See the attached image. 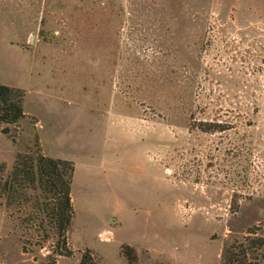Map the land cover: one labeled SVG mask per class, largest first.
Masks as SVG:
<instances>
[{
    "label": "rangeland",
    "instance_id": "rangeland-1",
    "mask_svg": "<svg viewBox=\"0 0 264 264\" xmlns=\"http://www.w3.org/2000/svg\"><path fill=\"white\" fill-rule=\"evenodd\" d=\"M127 9L130 41L119 48L124 90L114 104L127 130L111 122L112 113L92 118V94L65 116L55 112L57 99L52 104L36 90L43 63L32 42L65 39L44 23L38 31L0 13V83L26 91L27 114L16 145L0 127V164L9 173L36 134L47 156L75 163L69 236L99 264H129L124 243L137 249L138 264H224L235 239L264 225V201L246 204L264 170L254 128L264 123V0H130ZM58 49L52 45L49 57ZM62 49L75 53L69 43ZM83 60L46 64L56 74L54 90L77 80L93 86L92 63ZM10 213L0 207V264H48V245L22 252L25 232ZM79 261L77 253L57 264Z\"/></svg>",
    "mask_w": 264,
    "mask_h": 264
},
{
    "label": "trees",
    "instance_id": "trees-1",
    "mask_svg": "<svg viewBox=\"0 0 264 264\" xmlns=\"http://www.w3.org/2000/svg\"><path fill=\"white\" fill-rule=\"evenodd\" d=\"M25 98L24 89L0 83L1 133L14 145L19 139V125L27 119ZM31 120L37 128V118L31 117ZM230 128L212 131L224 132ZM35 139L33 147L17 153L9 173L6 164H0V207L11 211L9 217L18 220L25 232L22 252L33 254L35 248L44 249L48 245V264H57L59 257L73 258L77 253L80 254L78 264H99L94 251L76 250L69 236L75 217L72 197L75 163L47 156L38 134ZM231 212L235 214L238 210L231 208ZM120 253L129 264H138L139 255L134 246L124 243ZM224 264H264V225H254L241 239H235Z\"/></svg>",
    "mask_w": 264,
    "mask_h": 264
},
{
    "label": "crops",
    "instance_id": "crops-1",
    "mask_svg": "<svg viewBox=\"0 0 264 264\" xmlns=\"http://www.w3.org/2000/svg\"><path fill=\"white\" fill-rule=\"evenodd\" d=\"M126 9L129 15L130 0H0V13L10 14V18L7 19L9 22L23 25L31 23L38 28V31L44 23L45 29L65 39L59 44L46 43L39 38L32 42L35 44L33 48H37L36 53L38 52L41 57L40 62L43 63L36 71L39 77H42L40 88L37 87L36 90L39 95L46 96L50 101L57 99L55 101L58 105H54L52 101V109L59 115L65 116L68 110H73L82 103L81 100H84L86 94H92L94 106L87 107L89 112L95 114L92 118L101 120L102 113H112L111 122L115 126H121L123 130H127L130 122L117 114L114 104L116 96L122 89L124 90L119 87L122 61L119 48L125 47L130 41L127 34L131 26L129 29L128 18L124 19L122 15ZM12 43L21 45L15 41L11 42V45ZM66 43L73 47L71 51L74 50L75 53L69 54L62 49ZM52 45L59 47L55 57H49ZM13 46L18 47V45ZM74 60L92 63L88 71V76L94 82L90 88L92 90L87 86L88 83L84 84L79 80L65 85L60 90H54L50 78H56V74L46 68V64L51 62L62 64ZM58 67L59 72L65 74L67 67ZM125 93L128 94L127 89ZM102 98L110 102V105L104 104V106ZM85 109L86 106L83 104L81 110ZM262 110L258 107L257 116ZM256 122L254 128L255 130L259 128V135L263 139L261 141L263 149L259 152V158L264 160V123L261 125L260 122ZM90 132H93V128L89 129ZM257 200L264 201V170L250 192L246 204Z\"/></svg>",
    "mask_w": 264,
    "mask_h": 264
}]
</instances>
